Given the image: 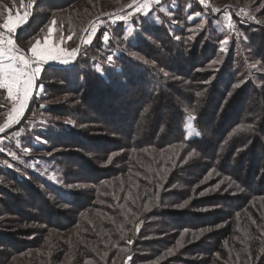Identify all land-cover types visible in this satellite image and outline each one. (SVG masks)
I'll return each instance as SVG.
<instances>
[{
    "label": "trees",
    "instance_id": "16d2710c",
    "mask_svg": "<svg viewBox=\"0 0 264 264\" xmlns=\"http://www.w3.org/2000/svg\"><path fill=\"white\" fill-rule=\"evenodd\" d=\"M80 1L24 0L16 43L28 55L23 43L53 18L64 26L60 13L75 19ZM177 1L174 19L110 22L79 46L89 25L123 14L117 3L78 30L71 65H43L42 81L62 86L0 132V264H264V21L229 4L245 24L190 22L198 7ZM16 5L0 0V24ZM68 184L79 187L62 199Z\"/></svg>",
    "mask_w": 264,
    "mask_h": 264
},
{
    "label": "rangeland",
    "instance_id": "374dc122",
    "mask_svg": "<svg viewBox=\"0 0 264 264\" xmlns=\"http://www.w3.org/2000/svg\"><path fill=\"white\" fill-rule=\"evenodd\" d=\"M214 5L217 9L221 10L222 13L219 14H211L209 12L208 9V4H206V6L204 4H202L200 2V0H185V7L186 9L189 8L190 3H193L194 5H196L198 7V11L201 15L200 16H196L195 14L189 15V21L190 22H194L197 20H202V19H206L207 17H211L217 26H221L222 27H229V28H233L235 27V25L239 24V23H243L245 24L246 20L242 17H240L239 15L241 13H236L232 10H229L228 6L229 4H233L236 6H241V7H246L248 9H250V12H252L254 15H259L260 19L264 21V7H262V5H264V0H214ZM91 3L90 6H88L89 3ZM146 0H140V3L143 4L145 3ZM148 4H149V8L145 9V11H147L148 15H142L139 12H135L134 8H129L127 7L130 4V0H82L80 1L77 6L78 7H82L84 6V10H80L77 15L75 16V19L73 18V20L71 19L70 14L71 13H60V18L62 20V23L64 24V26L62 24H60V22L58 20H55L56 18H53V20H51V22H48L43 28L41 27V29L39 30V32L35 35L30 37V39L26 40L27 42L23 43V46L26 48V50L28 51V55H26V53L21 49V47L16 43L15 39V43L17 45V47L22 51L23 54H25L26 56H31V52H30V48L32 47V45L39 43L41 47H44L45 42H47L50 45L55 46L56 48L59 49H63L62 52V58H68L69 53L72 50H76L77 55L72 56L70 62L67 65H61L58 62H49V63H55V66H69L71 65L75 59L77 58L78 54H79V48L77 45L78 39L80 37V32L78 33V30H81L82 27L84 26V24H86L87 21H89L91 18L94 17V15L98 14V15H102V14H106L108 12H111L113 10L116 9H112L114 6L117 5V3H122V5L124 4V8L126 9L124 12H122L123 14H115L116 16H114V18L112 20H110V16H106L107 20H101L98 22L93 23L92 25H89L88 28L86 29L84 36L79 44V46L82 44L83 45H91L93 42H95L96 36H98L99 32L101 31V29L103 27L109 26L110 27V22L112 24H122L125 25V28L127 29V31L131 32L135 29V23L138 25H141V22L146 19V20H150L153 23H162V17L160 16V14H163L164 16L170 18V19H174V14L176 13V11L178 10V1L176 2V4H174V0H161L160 4H155L152 2V0H147ZM187 3V4H186ZM90 8L92 9V11L90 10ZM12 9L14 10V13L11 14V16L15 19L16 16L18 15H23L25 11L28 12V10L24 7V6H20V5H16L14 7H12ZM128 9V10H127ZM125 13V14H124ZM127 13H132L131 15L128 16L127 20H123L121 19V17L125 16ZM190 14V11H189ZM245 15H248V13H246ZM7 18V17H6ZM6 18L3 20L2 23H4V21L6 20ZM144 18V19H142ZM235 18L240 19L235 20ZM29 20V18H28ZM28 20L26 22H24L23 24L19 25L17 27L16 32L12 33V37L14 38L15 34L20 31L28 22ZM52 21H55V23H52ZM95 29V31H92V29ZM219 28V27H218ZM51 29V31H49ZM0 32H4L5 33V37H7L9 34L7 33V31L5 29H0ZM89 33H91L89 35ZM107 33V32H105ZM108 35V39L105 40V45L106 48L109 47V43H110V33H107ZM71 36V39H69L68 37ZM78 47V48H77ZM110 51L109 49H106V51ZM259 65V62H256ZM48 65V64H47ZM262 70V69H261ZM44 72V68L42 66V71L39 74V81L40 83L38 85H43V91L40 90L39 87H36V91L35 94L37 93L38 98H36L37 101L42 102L43 104H48L44 102V97L46 96V93H51V86H62V83L58 82L57 79H55L54 81L50 80L48 82L46 81H42V74ZM36 83V81H35ZM5 90V89H3ZM6 92V96H7V91ZM34 94V95H35ZM33 95V96H34ZM33 96L31 97V99L29 100V102L25 105V109L24 111L20 114V116L15 117L14 113H13V108L14 107H18V100H16L15 98L13 99H9L7 96V101H0V125H5L8 124V127L5 128L4 131H11L12 129H14V127H16L15 125H18L20 123V121L25 117L27 110L30 107V101L32 100ZM49 103H53L54 105H63V103L61 104V102H59V99L55 102H49ZM248 106H250L248 104ZM14 117L13 121L9 124V117ZM82 116V120H84V123H81L82 125L79 124V126L85 127L88 125L87 122V118H85L83 115ZM43 119V118H41ZM87 124V125H86ZM193 128V125H192ZM192 128H189L188 126V130L189 132L192 131ZM35 128L31 127L30 129H27V131L33 132ZM39 130L42 131L41 128H39ZM195 136V133L193 132L192 136ZM37 140V139H36ZM9 143L8 140H4V139H0V148H3L2 145ZM43 143V142H42ZM0 154H4L3 152H0ZM52 176V175H50ZM54 177V176H52Z\"/></svg>",
    "mask_w": 264,
    "mask_h": 264
},
{
    "label": "snow or ice",
    "instance_id": "6c2138e0",
    "mask_svg": "<svg viewBox=\"0 0 264 264\" xmlns=\"http://www.w3.org/2000/svg\"><path fill=\"white\" fill-rule=\"evenodd\" d=\"M32 0H28V6L31 7ZM155 4H160L161 0H152ZM202 4L206 6L207 0H200ZM24 5V0H21V6ZM129 8H134L135 12H139L142 15L147 16L148 13L145 11V9L149 8V4L146 0L145 3L141 4L140 0H131V3L127 6ZM264 7V5H262ZM9 12L11 9L8 10ZM214 12L220 11L219 9H213ZM243 11V10H241ZM132 13H127L125 16L121 17L123 20H127L128 16ZM196 16H200L201 14L199 12L195 13ZM29 18V14L27 11L24 12L23 15H18L15 17V19L8 15L4 23L0 24V29H5L7 33L9 34L7 37H5L4 32H0V89H5L7 91V96L9 99L15 98L18 100V107L13 108V113L15 117L20 116V114L24 111L25 105L29 102L33 95L34 88L39 87L41 91H43V85H36L35 81L37 80L39 74L42 71V66L45 64H48V71L56 72L59 69L56 68L55 63H49V62H58L61 65H67L72 56L77 55L76 50H72L68 58H62V52L63 49L56 48L53 45L48 44L45 42L44 47H41L39 43H36L32 45L30 48L31 56H26L22 53V51L17 47L14 38L12 37V33L16 32L17 27L24 22H26ZM191 18V17H189ZM52 23H55V21H52ZM257 23H262V21H257ZM51 31V29L49 30ZM92 31H95L93 28ZM91 33H89L90 35ZM71 39V36L68 37ZM128 37H125L127 39ZM190 38V37H189ZM104 39H108L107 33L104 35ZM179 39V37H177ZM228 39L225 38L221 41L223 45L228 44ZM223 47L221 48V51H223ZM107 60L109 62H112L113 56L109 55L107 57ZM147 63V61H145ZM211 63H217V61H212ZM100 70V67L98 66V71ZM202 70V69H200ZM167 75V73H165ZM210 81H205V83H208ZM241 86L240 83L235 84L236 88H239ZM197 96H202V92H197ZM231 95V93H229ZM41 107H44L42 104ZM147 111V109H145ZM185 111H188L185 109ZM14 117H9V124L13 121ZM188 126L189 128H192V122L196 120V116L193 115L191 111H188ZM66 123H70V121H66ZM8 127V124L0 125V132H3L5 128ZM249 128L251 125L248 126ZM193 132L196 136H200L201 133L199 131H196L194 128H192V131L188 133V137H191ZM186 137V138H188ZM38 140H41L43 143H47V141L42 140V138H37ZM227 141H225L226 143ZM4 149L0 148V152H3ZM195 149L192 150V153H189L191 156L193 153H195ZM13 157H15V153H10ZM13 165L8 164V167H12ZM54 175V173H53ZM208 175H211V172L208 173ZM52 179V176L49 177ZM207 179V177H205ZM57 183H59L57 181ZM231 186V185H230ZM79 187V185H72L68 184L66 185V188L69 190L64 193V197H70L72 195L71 189ZM216 187H219V184L216 185ZM239 188V185H237ZM243 191V189H240ZM203 195V193H200ZM185 203L178 204L176 207L183 208L185 206ZM210 231L211 229H207Z\"/></svg>",
    "mask_w": 264,
    "mask_h": 264
},
{
    "label": "water",
    "instance_id": "95a60500",
    "mask_svg": "<svg viewBox=\"0 0 264 264\" xmlns=\"http://www.w3.org/2000/svg\"><path fill=\"white\" fill-rule=\"evenodd\" d=\"M35 91H36V89L34 88L33 95L35 94ZM33 95H32V96H33Z\"/></svg>",
    "mask_w": 264,
    "mask_h": 264
}]
</instances>
